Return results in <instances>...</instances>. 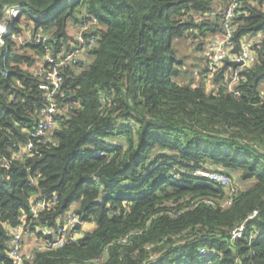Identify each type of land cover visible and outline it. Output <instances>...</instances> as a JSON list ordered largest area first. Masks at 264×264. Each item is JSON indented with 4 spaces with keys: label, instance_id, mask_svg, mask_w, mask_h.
<instances>
[{
    "label": "trees",
    "instance_id": "1",
    "mask_svg": "<svg viewBox=\"0 0 264 264\" xmlns=\"http://www.w3.org/2000/svg\"><path fill=\"white\" fill-rule=\"evenodd\" d=\"M217 1L0 0V21L22 5L0 44V264H14L16 225L51 239L35 226L57 228L71 211L95 227L77 225L21 264H264V36L234 90L232 63L207 90L203 77L182 79L177 55L181 40L204 51L224 35ZM89 15L99 19L92 59L65 69L58 124L34 138L46 47L12 35L45 32L58 54ZM236 20L234 51L264 32V0H241ZM197 170L227 173L235 192ZM36 199H46L38 215Z\"/></svg>",
    "mask_w": 264,
    "mask_h": 264
},
{
    "label": "built area",
    "instance_id": "2",
    "mask_svg": "<svg viewBox=\"0 0 264 264\" xmlns=\"http://www.w3.org/2000/svg\"><path fill=\"white\" fill-rule=\"evenodd\" d=\"M224 9L221 14V21L224 27V35L221 38L213 39L212 43L204 46V54L207 57V65L205 70L201 68L196 70V74L205 79L216 78L217 71L224 67L225 63L229 61L240 62L243 64L234 65L228 67L227 77L229 78L228 87L230 90H234V86L240 79L241 71L244 66L250 65L256 60L257 51L254 46L258 43L259 39L264 36V32H259L254 36H247L242 39L240 43V49L234 51L235 41L233 35L237 26V9L241 5V0H223ZM22 13V5H11L6 8V14L0 21V44H4V36L12 31V21L17 19ZM99 24V19L93 15L83 20L79 28L76 31L75 39L70 44V48L62 51L61 53H54L53 45L50 42V35L45 32H38L33 36H12L20 37V40L24 43H30L34 41L36 43H43L46 47L44 56V62L37 68L38 74L44 77V81L41 83V88L45 90L46 104L40 111V118L36 124L32 136L34 138H41L45 136L50 130H52L58 124V112L61 109L62 102L59 100L63 95L62 88L64 82V72L69 66L76 65L79 61H83L85 54L88 50L94 48L98 43V36L91 32ZM215 80V79H214ZM34 140H31L26 145L25 152L30 151L34 146ZM18 154V153H17ZM196 174H201L212 181L220 182L227 186L231 193L235 192L236 187L231 177L224 172L217 170H197ZM46 205V199H36L32 203V211L34 215H38L39 211ZM256 214L254 212L253 216ZM81 219L74 212H69L62 224L57 228H41L35 226V229L42 230L45 236H52L51 239L39 238L40 248H58L65 244V242L71 238H74V232L76 226L79 225ZM245 225L242 224L236 230L233 231V238L241 237L244 233ZM30 230V226L25 221L12 228V238L10 241V255L14 258V264H21L27 257L32 258L33 255L30 251L26 250L25 235ZM77 232V231H76ZM75 232V233H76ZM203 252L207 250L202 249ZM208 252V251H207Z\"/></svg>",
    "mask_w": 264,
    "mask_h": 264
},
{
    "label": "rangeland",
    "instance_id": "3",
    "mask_svg": "<svg viewBox=\"0 0 264 264\" xmlns=\"http://www.w3.org/2000/svg\"><path fill=\"white\" fill-rule=\"evenodd\" d=\"M75 29L71 27V32H76L74 31ZM16 35V34H15ZM210 36V35H209ZM213 37H219V34H214ZM16 38V37H15ZM1 42V41H0ZM194 46V42L192 40H181L177 45H176V49H177V55H186L187 57V68L184 70L185 74H183L184 76L182 77V79L185 82H188L190 80H195V81H200L201 77L199 74H196V70L201 68L203 63H202V59H203V51L201 49H198V46L196 45V47ZM84 59H86L85 61H87V63H89L92 59V57L89 55L88 57H85ZM215 77L212 78H207L206 80V86H207V90H210L213 86V81ZM86 225V228H84V226ZM90 227V223L89 222H85L82 225V231L84 230H89ZM88 228V229H87ZM93 229V226H92ZM28 233H30L28 231ZM26 240H25V244H27L26 242H30L33 241L34 237L28 235H25ZM38 237H36L37 239ZM35 241L37 242V246H39V244L41 243L39 238ZM30 240V241H29ZM36 246V244H35ZM36 246V247H37ZM29 247V246H28ZM26 246V250H30Z\"/></svg>",
    "mask_w": 264,
    "mask_h": 264
},
{
    "label": "crops",
    "instance_id": "4",
    "mask_svg": "<svg viewBox=\"0 0 264 264\" xmlns=\"http://www.w3.org/2000/svg\"><path fill=\"white\" fill-rule=\"evenodd\" d=\"M224 7V4H223V2L221 1V0H218L216 3H215V10L216 11H220V10H222V8ZM75 27V26H74ZM219 35H221V34H219ZM216 39H218V38H216ZM203 61H202V63L204 64V63H206V57H203ZM90 223V227H88L89 228V230H91L92 229V226H93V228L95 227V224L93 223V222H89ZM84 228H86V225L84 226ZM87 228V229H88ZM30 235V236H33L34 237V239H33V241H30V242H26L27 244H26V246L29 248V249H32V248H35L36 246H37V242L35 241V239H36V237H38V235H36L35 233H33V232H30V233H27L26 235ZM39 238V237H38ZM37 238V239H38ZM36 239V240H37ZM25 240H26V237H25ZM35 244H36V246H35Z\"/></svg>",
    "mask_w": 264,
    "mask_h": 264
},
{
    "label": "water",
    "instance_id": "5",
    "mask_svg": "<svg viewBox=\"0 0 264 264\" xmlns=\"http://www.w3.org/2000/svg\"><path fill=\"white\" fill-rule=\"evenodd\" d=\"M227 61L228 62H232L234 65H238V64H243L244 63L243 61H240V62H233V61H229V60H227ZM79 225L82 226L83 222H80Z\"/></svg>",
    "mask_w": 264,
    "mask_h": 264
}]
</instances>
